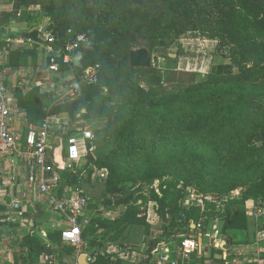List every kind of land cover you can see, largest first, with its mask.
<instances>
[{
  "label": "trees",
  "instance_id": "16d2710c",
  "mask_svg": "<svg viewBox=\"0 0 264 264\" xmlns=\"http://www.w3.org/2000/svg\"><path fill=\"white\" fill-rule=\"evenodd\" d=\"M8 1L12 10L0 13V26L18 20L35 24L21 34L29 44L24 48L12 50L9 40L0 39V52L8 53L3 71L22 68L29 58L34 63L41 47L62 48L69 32L87 38L74 54L78 64L57 58L59 75L72 74L68 82L77 86V95L63 101L51 99L45 112L42 104L38 110L43 119L67 114L71 126L103 124L88 128L93 143L97 150L112 148L101 159L89 154L62 170L57 167L61 188H84L99 172L104 175V202L126 204L118 215L113 211L111 216L94 217L83 231L84 243L94 250L91 264H121L108 249L125 247L126 233L133 226L144 227L150 236L161 225L160 230L171 238L164 243L170 245L191 227L189 222H202L204 227L221 221L225 233L241 206L264 201V0H211L209 10L202 0H168L172 23L157 28L147 25L146 17L137 22L134 17H121L114 0H97L95 16L83 21L69 18L76 11L70 2L66 5L69 0ZM43 19L48 20L44 26ZM41 30L56 41L45 40ZM188 33L216 41L215 55L228 62L207 74L130 66L131 51L137 48L145 47L152 55L177 44L180 56L178 41ZM95 66L97 82H84L85 71ZM139 76L154 86L165 80L177 88L159 96L145 88ZM33 91L24 93L19 88L13 93L28 106ZM113 98L118 103L109 105ZM38 110L28 116L34 117ZM27 133L28 129L24 138ZM71 133L62 137L67 141ZM137 185L131 196L122 198ZM188 188L202 196L204 211L200 205L186 206ZM239 193L241 197L234 198ZM11 200L4 198L5 203ZM143 203L155 204L159 226L148 221L147 212L143 215ZM4 209L0 203V212ZM98 234L102 239L97 241ZM47 236L49 243L33 233L21 240L22 264H56L55 260L68 264L67 258L76 255V247L62 241L61 231ZM159 247V241H149L146 264L155 259ZM217 253L213 250L212 259ZM43 255L54 261L43 263Z\"/></svg>",
  "mask_w": 264,
  "mask_h": 264
},
{
  "label": "rangeland",
  "instance_id": "374dc122",
  "mask_svg": "<svg viewBox=\"0 0 264 264\" xmlns=\"http://www.w3.org/2000/svg\"><path fill=\"white\" fill-rule=\"evenodd\" d=\"M96 1L97 0H69L66 5L70 2L72 8L76 9V11H73L74 13L68 15L70 19H76L78 21H83L85 18H92L94 17L95 7H96ZM60 2V0H59ZM211 0H202L203 7L209 10ZM114 3L116 7L121 11L120 16L125 18H136L135 22L141 20L142 17H146L144 21H146L147 25H154L155 28L157 27H164L166 25L171 24L172 22V15L171 12L172 9L170 8V3L168 0H114ZM12 10V5L9 3L8 0H0V13L4 11H10ZM78 13V14H75ZM122 13H130L131 15L128 16V14H122ZM143 20V19H142ZM48 23L47 19L42 20V25ZM143 23L140 22L141 26ZM151 23V24H149ZM35 22L28 23L24 22V20H18L17 22H13L9 25H7V28L11 29L13 34L19 33L21 30L29 29V25H33ZM13 36V35H12ZM41 36L44 37L43 33H41ZM21 37V35L19 36ZM21 39V38H20ZM207 41V42H205ZM212 40H206L203 37H201L199 34L194 33H188L180 39L179 44L181 46V50L183 51V54L180 56L177 55V52L179 50L177 44H172L168 49H161L165 50L164 53L154 51L152 54V61L154 63L155 69L167 71V70H177V71H184V72H198L201 74H207L210 72L212 67L219 65L220 63L226 64L228 61L222 57V56H216V48H217V42H215V45H213ZM26 44V42H24ZM28 43V42H27ZM210 44V45H209ZM212 44V45H211ZM29 44H26L24 46H28ZM40 53H48L45 48H40L38 50ZM48 56V57H47ZM47 56L43 55L40 58H37V60H34V63L32 61V58H29L28 63H26L25 66H23L20 71V75L18 74L13 79L12 89L15 88V84L18 85L21 82L28 83L30 87L35 88L39 87L36 85L34 80L38 79V76L44 75L47 81L53 82L54 86L51 85L50 88L53 89L54 95L57 97V99L60 96L65 97L66 90H67V82L71 78L67 74L64 76H61L57 73H52L49 71V53ZM214 56H216L214 58ZM34 67V68H33ZM33 70L35 71L33 73ZM38 73L36 76L35 74ZM166 75V74H165ZM32 76V77H30ZM35 76V77H34ZM2 79H4V76H1ZM19 80V81H18ZM139 80L142 83V85L145 88H152L157 95H162L166 92L173 91L177 88L176 85L168 84L167 81H163L160 85H153L148 78L139 76ZM41 82V81H40ZM45 85V84H43ZM8 87V86H7ZM9 89V88H8ZM10 91V90H9ZM60 94V95H59ZM52 99V98H51ZM118 103L117 98H113L112 101L109 102L110 104L116 105ZM104 126L103 124H96L92 127H88L90 130L97 129ZM70 127V119L68 123V128ZM80 127V126H76ZM84 128H87V126H83ZM82 128V127H81ZM79 128L70 129L72 132H74V136L81 138L82 133L78 130ZM74 130V131H73ZM68 131V130H66ZM64 150L61 153V150L58 151V158L62 159L64 157ZM67 166H64L63 168H60L61 170L66 168ZM3 169L5 171V180L10 182L11 184H14L16 182H21V175L16 171L13 164H9V166L6 168V166L3 165ZM105 174V173H104ZM157 184L154 185V187L157 188ZM84 190L89 194V202L92 206V210H96L97 213L99 211L105 213H110L118 215L120 210H123L126 208V204H120L116 206L115 204H106L104 202L105 200V185H104V176L101 175V173H95L94 178L90 183L84 184ZM194 190L192 188L186 189V196L191 199L192 193ZM12 195V194H11ZM241 197V194L234 195V198ZM188 199V198H187ZM200 198L191 199V203H193L195 206L199 204ZM186 201V200H185ZM188 201V200H187ZM12 202V200H11ZM11 202L10 203H4V212H9L11 209ZM10 206V209H9ZM221 207V206H220ZM140 210L143 211V215L145 212H147L148 221L153 224L154 226H159V218L157 215V207L154 203L152 204H142L140 206ZM240 215L237 218L238 220L236 224L237 230H239L240 236L239 239H246L248 243L254 238L255 234V225L254 222H256L254 219L249 218L246 216V213L249 212V208L247 207V204H244L240 208ZM115 216V215H114ZM3 222V221H2ZM264 220H259L258 225L262 224ZM161 224V223H160ZM242 224V225H241ZM206 226V227H205ZM204 226V245L206 242V246L209 247V252H212L213 250H217L219 247V244L221 242L220 236H215L214 234V226L213 224H210L209 226ZM221 226V225H220ZM160 227H157V230L153 232V236L151 239H154L155 241L160 242V247L158 248V252L155 255V259L149 263V264H159L157 255L162 252V246L167 245L168 243H164L165 240L171 239L166 236V234L163 232V230H160ZM249 231V232H247ZM254 233V234H253ZM229 234L233 236L230 232ZM149 236L145 228L142 226H133L129 229V231L126 233V240L124 242L125 247L121 246H111L108 250L111 254L115 255V257L121 259V264H146V258H147V250L149 247ZM102 239V235L98 234L97 241ZM206 239V241H205ZM181 235L179 237H175L171 244L168 246V250H175L176 247L179 248L181 246ZM242 241H237V243H241ZM252 244V242H251ZM79 251V253L76 252L75 256L68 257L67 261L68 264H91L94 261V258L92 257V252L94 251L92 246L90 244H84L79 249H76ZM20 252L16 254V256H19ZM203 258V257H202ZM54 261V260H53ZM56 264H58L57 260L54 261ZM117 262V260H115ZM198 264H201V259L198 260ZM194 263V264H197Z\"/></svg>",
  "mask_w": 264,
  "mask_h": 264
},
{
  "label": "crops",
  "instance_id": "0c3cea01",
  "mask_svg": "<svg viewBox=\"0 0 264 264\" xmlns=\"http://www.w3.org/2000/svg\"><path fill=\"white\" fill-rule=\"evenodd\" d=\"M24 31L25 29L21 30L19 33H15L14 35L12 28H7V25L0 26V39L9 40L12 45V50L24 48L26 47L24 45L28 43L25 44L22 37H19ZM210 42L215 45L214 41ZM48 51L49 50H47V52ZM48 53L42 54L39 52L38 58H40L42 55L43 57L47 56ZM7 56L8 53L0 52V79L3 80L5 85L6 82L9 84L8 87L7 85L6 87L7 89L9 88L8 91L10 90L9 93L12 97V104L14 107L13 122L11 123L12 131L19 133L20 136H22V141H24L25 131L27 129L29 131L31 127L38 128L44 121L48 120L50 125V137L48 141L49 163H56L59 165V168L67 166L66 160L64 158L59 159L57 155L59 150H61V153L63 150L65 152L67 147V138H63L62 136L66 135L70 129L75 130L79 127H76L77 124H75L73 126L70 125L68 128L70 118L67 114H60L46 119L42 118L43 115L42 113L40 114L38 110L39 105H43V112H45L44 110H46V108L44 107L48 106L51 98L55 100L57 99V97L54 95L55 93L53 89L50 88L54 83L47 81L44 75L42 78L41 76H38V79L34 80L35 83H37L36 85L39 87H30L28 84L30 82L27 81V83L21 82L18 85L15 84V88L12 89L13 79L17 78L18 74L20 75L19 69L21 68H17L12 73L1 70L2 66H4L7 62ZM215 57L216 56H214V58ZM34 72L35 71L33 70V73ZM2 75L4 76V79H2ZM35 75L37 76L38 73ZM69 77L72 78L73 76L69 75ZM54 85L53 87H55ZM19 88L22 89L24 93L35 89V91L32 92L33 101L30 100V104H28V106L23 99H19L18 97L14 96L13 91ZM35 109L38 111L36 113L34 111V117L28 116L29 114L31 115ZM28 110H30V113ZM71 134L74 136V132ZM9 164H13L16 171L21 175V182L11 184L5 180V171L3 169V165L7 168ZM39 178L40 172L38 168L34 166L33 162L22 161L21 158H19V156L16 154L0 153V203H5V196L12 198L11 209L9 206V212H4V210L0 212V264H22L20 243L26 235L31 233L36 234L49 243L47 236L48 233L61 231L64 227H66L64 217L49 208L47 205V198L39 192ZM16 201L21 204L25 212L24 218H18L12 208V204ZM246 204L249 208V212L246 213V216L256 221L254 222L256 228L255 234L253 233L254 238H252L250 243H248L246 239H239L241 233H239V230H237V228L239 229V227H237L238 224H236L237 221H235L225 233L221 232L222 222L214 221L212 223L215 228L213 232L215 235L220 236L221 238V244L216 250L218 253L215 255V258L212 259L213 251H207L209 250V247L208 245L206 246L205 242V245L200 253L193 256L192 260L186 264L197 263L199 259H201V264L203 259V264H264V238H261V235H264V222H262L260 225L257 223L259 220H264V218L254 216L253 208L255 202L249 201ZM99 216L106 217L101 211L96 213L94 217ZM229 232L233 236H231ZM237 241L242 242L239 244ZM84 244L85 243L83 240V245ZM168 246L169 244H165L162 246V249H167ZM19 252L20 255L16 256V254ZM172 252L176 256L178 248L176 247V249L172 250Z\"/></svg>",
  "mask_w": 264,
  "mask_h": 264
},
{
  "label": "built area",
  "instance_id": "2783aa9c",
  "mask_svg": "<svg viewBox=\"0 0 264 264\" xmlns=\"http://www.w3.org/2000/svg\"><path fill=\"white\" fill-rule=\"evenodd\" d=\"M33 9H29L31 11ZM37 10V9H34ZM44 39L50 43L56 40L50 34L40 31ZM71 35L72 32H69ZM85 35H77L75 40L67 42L58 50H49V71L59 74L60 64L58 57L63 58L65 64L75 61L74 54L80 45L86 42ZM151 65L154 67L153 61ZM98 66L91 67L85 71L83 81L94 84L97 82ZM67 91L65 97L60 96L59 101L67 98H74L77 95V86L67 82ZM12 97L3 82L0 79V153L16 154L22 161H31L40 172L38 182L39 192L47 198V205L56 213L62 215L66 222V227L61 230V239L64 243L75 246L79 249L83 245V231L91 224L92 219L97 211L89 208V194L81 186L67 188L60 187L61 175L58 173L56 163H49L48 141L50 137V125L48 120L44 121L40 127H31L24 141L19 133L12 131L11 123L13 122L14 107ZM82 137L69 136L64 159L67 164L83 160L89 154L97 150L93 143V133L88 129H78ZM102 176H104L102 174ZM60 190V191H59ZM192 193L191 199L200 198L198 206L203 208L202 196ZM191 199L188 197L186 206H193ZM12 208L18 218H24L25 212L19 202H14ZM204 211V208H203ZM254 216L264 218V201L256 202L253 208ZM105 216H111L105 213ZM190 228L184 230L185 234L181 235L182 243L178 248L176 257L168 249H162L157 255L159 264H186L190 262L193 256L200 253L204 247V227L202 222H189ZM217 236V235H215ZM264 238V235H261ZM221 244V243H220ZM219 244V246H220ZM77 253L79 251L77 250ZM157 254V253H156ZM41 261L52 263L53 257L43 255Z\"/></svg>",
  "mask_w": 264,
  "mask_h": 264
},
{
  "label": "water",
  "instance_id": "95a60500",
  "mask_svg": "<svg viewBox=\"0 0 264 264\" xmlns=\"http://www.w3.org/2000/svg\"><path fill=\"white\" fill-rule=\"evenodd\" d=\"M77 34L74 32L72 33L69 37H67L65 40L67 42L75 40ZM157 52H162L164 53L165 50H157ZM151 62H152V55L149 51V49L142 47V48H137L131 51L130 54V66L132 68H138V69H149L151 67ZM75 63L78 64V59H75ZM112 151V148H105V149H98L93 153V156L95 159H101L102 157L106 156ZM139 188V185L135 186L134 188L127 190L123 195L122 198H127L133 194L135 190ZM213 200V199H212ZM185 232H181L180 235H184ZM153 233L151 234V237L149 240L152 238ZM152 240V239H151Z\"/></svg>",
  "mask_w": 264,
  "mask_h": 264
}]
</instances>
